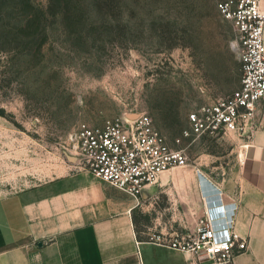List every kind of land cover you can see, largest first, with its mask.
I'll list each match as a JSON object with an SVG mask.
<instances>
[{"label": "rangeland", "instance_id": "rangeland-1", "mask_svg": "<svg viewBox=\"0 0 264 264\" xmlns=\"http://www.w3.org/2000/svg\"><path fill=\"white\" fill-rule=\"evenodd\" d=\"M222 1L0 0V200L76 171L80 124L146 114L177 147L188 113L240 86ZM237 136L184 140L187 165L162 175L136 219L177 230L183 211L200 218L198 177L210 183Z\"/></svg>", "mask_w": 264, "mask_h": 264}, {"label": "crops", "instance_id": "crops-1", "mask_svg": "<svg viewBox=\"0 0 264 264\" xmlns=\"http://www.w3.org/2000/svg\"><path fill=\"white\" fill-rule=\"evenodd\" d=\"M225 155V166L212 164L218 173L206 172L210 183L198 177L195 191L204 202L197 200L195 206L204 210L217 189L229 196L227 202L237 205L234 233L248 242L235 264H264V102ZM156 191L148 186L136 201L76 170L1 199L0 264H212L203 255L174 251L156 241L194 233L199 218H188L192 208L184 209L186 219L175 225L177 230L168 222L149 225L136 219L139 206L145 212L143 207L148 210L153 203L143 206L141 198L155 201Z\"/></svg>", "mask_w": 264, "mask_h": 264}, {"label": "built area", "instance_id": "built-area-1", "mask_svg": "<svg viewBox=\"0 0 264 264\" xmlns=\"http://www.w3.org/2000/svg\"><path fill=\"white\" fill-rule=\"evenodd\" d=\"M217 10L235 27L231 46L240 62L239 88L188 113V128L174 140L177 147L167 143L146 114L107 119L99 127L80 124L74 138L77 170L138 201L165 172L187 165L185 149L179 148L184 140L245 132L264 102V0H224ZM217 191L215 199L207 201L194 233L156 241L174 251L203 255L212 264H235L248 242L234 233L236 203H228L230 197Z\"/></svg>", "mask_w": 264, "mask_h": 264}, {"label": "bare ground", "instance_id": "bare-ground-1", "mask_svg": "<svg viewBox=\"0 0 264 264\" xmlns=\"http://www.w3.org/2000/svg\"><path fill=\"white\" fill-rule=\"evenodd\" d=\"M207 201H210V198H209V197H208V199L206 200V202H207Z\"/></svg>", "mask_w": 264, "mask_h": 264}, {"label": "trees", "instance_id": "trees-1", "mask_svg": "<svg viewBox=\"0 0 264 264\" xmlns=\"http://www.w3.org/2000/svg\"><path fill=\"white\" fill-rule=\"evenodd\" d=\"M33 26V25H32Z\"/></svg>", "mask_w": 264, "mask_h": 264}]
</instances>
